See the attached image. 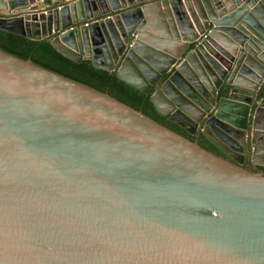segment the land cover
I'll use <instances>...</instances> for the list:
<instances>
[{
  "label": "water",
  "instance_id": "95a60500",
  "mask_svg": "<svg viewBox=\"0 0 264 264\" xmlns=\"http://www.w3.org/2000/svg\"><path fill=\"white\" fill-rule=\"evenodd\" d=\"M0 29L234 160L0 50V264H264V0H0Z\"/></svg>",
  "mask_w": 264,
  "mask_h": 264
},
{
  "label": "trees",
  "instance_id": "16d2710c",
  "mask_svg": "<svg viewBox=\"0 0 264 264\" xmlns=\"http://www.w3.org/2000/svg\"><path fill=\"white\" fill-rule=\"evenodd\" d=\"M0 50L20 59L28 58L33 64L97 92H106L143 114H150L148 108L153 110L148 102V95L117 79L113 72L94 67L90 59L75 62L67 58L48 39L32 40L0 29ZM262 173L264 174V170Z\"/></svg>",
  "mask_w": 264,
  "mask_h": 264
},
{
  "label": "flooded vegetation",
  "instance_id": "af4514ba",
  "mask_svg": "<svg viewBox=\"0 0 264 264\" xmlns=\"http://www.w3.org/2000/svg\"><path fill=\"white\" fill-rule=\"evenodd\" d=\"M147 110L150 112V114H147V113H145V114L150 116V118L152 117L158 123L164 125L165 127L169 128V129H171V130H173V131H175L177 133H180V134L184 135L185 137L189 138L192 141H195L201 147L213 152L214 154L220 156L221 158H224L227 161H230V162L234 163V160L231 157H229L226 153L222 152L216 146H214L213 144H211L210 142L205 140L201 135H196V134L195 135H189L186 132L182 131L178 126H176L175 124H173L170 121H168L165 117L160 116L154 110H151L150 108H148ZM241 166L246 168L248 166V164H247V162L244 161V163ZM252 169L254 171H261L262 172L264 170V166L253 165Z\"/></svg>",
  "mask_w": 264,
  "mask_h": 264
},
{
  "label": "crops",
  "instance_id": "0c3cea01",
  "mask_svg": "<svg viewBox=\"0 0 264 264\" xmlns=\"http://www.w3.org/2000/svg\"><path fill=\"white\" fill-rule=\"evenodd\" d=\"M16 11H18V10H14L13 12H7V14H9L10 16H13V15H15L14 13H15Z\"/></svg>",
  "mask_w": 264,
  "mask_h": 264
},
{
  "label": "built area",
  "instance_id": "2783aa9c",
  "mask_svg": "<svg viewBox=\"0 0 264 264\" xmlns=\"http://www.w3.org/2000/svg\"><path fill=\"white\" fill-rule=\"evenodd\" d=\"M85 24V23H84Z\"/></svg>",
  "mask_w": 264,
  "mask_h": 264
}]
</instances>
